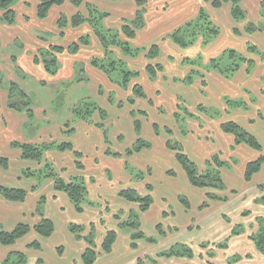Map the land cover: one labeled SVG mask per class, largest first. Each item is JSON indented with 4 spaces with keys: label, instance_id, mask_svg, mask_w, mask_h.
Returning <instances> with one entry per match:
<instances>
[{
    "label": "crops",
    "instance_id": "obj_1",
    "mask_svg": "<svg viewBox=\"0 0 264 264\" xmlns=\"http://www.w3.org/2000/svg\"><path fill=\"white\" fill-rule=\"evenodd\" d=\"M145 1H147L148 3H154L150 4L149 7L148 3L146 4V12L144 16L145 26L143 29L137 32L135 39L129 40L128 42L134 48H149L153 44H159L161 52L157 61H159L162 55V50H170L167 52V55L173 57L168 60L172 64V59H174L175 57L174 50H177V48L174 46L177 45L174 44L170 39H166L164 41L162 40V42L164 43H159L158 41L152 42L155 39L153 38L154 35L157 34L159 35L158 37H161L164 34H171L173 31L195 20L199 16L202 8H204L210 14L213 21L219 27H225V31H228L229 35L234 38V40L239 37V39H241V43L233 41L232 45H234V47L236 48L238 47L237 49H240L242 53L246 52L247 56L255 61V65L251 69L250 73L248 72V65L244 64L238 72H236L229 78L222 76L218 72L209 71L207 77L209 80L205 78L207 80L206 88L201 86L203 79L200 77L202 75L200 74V72H197L198 75L195 78L196 84L193 83V85H188L186 83H180L179 81H185L184 79H186V76L190 73H187L188 71L184 73L182 70H186L189 68V65H185L187 63L184 59L188 60L191 58L196 61L204 53V55L209 58L207 59V62H209L212 59L217 58L225 50V48L224 50H218L219 48L217 47L220 43H218L216 46V42H218V40H221L220 38H222L223 31H221L219 37L215 39L217 40L216 42L214 40L209 45H204L200 40L195 45L191 46L194 48L192 56H187L186 58L182 57L184 59H182L179 64L181 71H179L178 69L176 72L172 70L173 74L171 76V79L179 82L176 83V86H182H174L173 90L175 91L171 94V97L172 99H175L176 104H179L180 99L181 101H184L183 97L187 98L191 97L190 95L201 94L205 96V98L214 97L215 99H217L218 103L222 105L223 111H225V113L230 116V118L227 120L217 121L216 124H218V126H216L214 123V118L205 114L204 115L208 117L206 119L197 114H194L195 116L192 118H184L181 116L180 119L176 120L175 113L176 111H179L177 110V108H174V111H172V113L176 120V124L181 121L187 122L190 130H186L188 126H183L182 129L177 127L179 133L181 134L180 142L173 141L174 138L172 140L170 139V141L173 142V145L174 143H178L179 145H181L185 154L196 162L200 171H204L206 169L207 162L215 155H219L223 161L229 162L230 167L223 169L227 170L226 172H222L225 183V191L229 188H232V190H234L235 192L236 188L233 183L239 184V180L240 182H243L247 164L249 162L257 160L262 154L264 155V60H262L257 55L248 54L249 43L258 46L259 49L261 47L263 48L261 44L253 42L250 38V36L256 34L257 32L253 34H247L245 32V26L248 20L238 24V26L240 27L236 25V22L232 18L230 4L224 5L221 9L216 10L212 7V0L210 2H207L206 0ZM263 1L264 0L242 1V8L247 14V19H249L248 17L250 16L251 12V15L254 16L256 20H264V18L261 16ZM86 3H93L94 5L99 7V9L109 14V17L105 19L103 24L104 27L112 30L116 29L121 31L124 25V21L133 20L139 10L137 0H85L84 4L79 8H75L69 0H66L63 6L53 7L45 20H39L37 17L38 0H21L14 7L17 15L16 23L14 25L9 26L0 20V41L2 47V49L0 48V51H6L7 48L12 49L11 52L7 53L6 51L5 54L0 55V71L4 75V80L6 78L10 82H17L29 94L34 93L33 88L31 87L34 85L38 86V84L39 86L41 85V88H45L48 90V92L41 93L42 96L45 97L43 99L36 93V97H39L41 100H43V102L40 103L39 106L37 105L34 107L36 118L35 122H42V127L37 129V131H31L26 129V126L30 124L27 115L25 113H20L9 108L8 88H3V86L0 88V157L7 158L10 161V165L7 170H0V185L8 188L23 189L28 193V196L24 202H10L5 200L0 194V231L12 232L20 224L28 225L32 229L27 236L20 239L12 246H3L0 244V264H4L8 257L15 253H24L28 259L27 264H37L39 260H42L45 264H79L84 252L88 248V244L84 240V238L88 237L90 234L94 235L93 238L95 247L99 252V257L95 264H147L148 262H151V258L156 260L158 263L160 261L159 264H209L207 262L196 261L193 258H162L160 257V255L171 250L177 245H187L193 249L194 246L192 237H194V232H199L201 229V226L199 225L202 219V217H200L201 211H203L202 216L206 218L203 225L207 230L213 231L216 224H218L221 228L225 226V221L227 222L226 217L228 212L225 211L223 213H218L215 216L213 209L220 207L223 204L226 205L228 202H209L207 200V193L210 192L209 190L198 189L190 184L185 171L176 160V153L173 151H169L168 149L167 144L169 142V137L167 133V135L164 136V130L167 131V128L163 129L159 124L150 120L151 122L149 124L152 130L151 135L148 138H144L141 135L143 131L142 120H144V118H149V114L153 111L162 113L164 112V110H162V106L160 104L153 103V105H151L149 104L148 100L135 98L133 96L134 85L132 86L131 84L129 90H124L117 84L113 83L104 72L92 66V59L99 58L102 60L106 57V52L99 39L93 34L88 25H84L77 29L68 27L64 31V35L62 37L60 36L62 31L58 28V21L61 15H66L67 17L71 18L78 11L85 12ZM2 15L3 12H0V17ZM155 19H157L158 21H155ZM251 22L254 23V21ZM235 28H240L239 30L242 33L240 35H236ZM47 32H50L51 35H54L56 39H52L47 35L44 36V34H46ZM86 34L90 35L91 37V43L89 44V46L82 47L80 52L76 55L69 54L67 50L63 54L58 55L60 68L56 75L52 76L47 73L42 61H35V57L39 56L37 54H40L42 50L50 48L52 44H57L64 48H68V46L72 42L78 40L80 36ZM164 36H162L161 38L163 39ZM39 37L42 39H40ZM43 38L45 40H43ZM261 39L264 40V35ZM17 41L21 43L25 48H14ZM28 42L32 44H25ZM145 45H148V47H144ZM212 45L213 47H209ZM162 46H165V49H162ZM16 47H19V45H17ZM210 52L215 54H213V56L208 55V53ZM262 52L264 51L262 50ZM113 55L117 58L123 59L127 63V65L130 64L131 68L133 67L132 69H138V71L140 72V77L138 79L140 80L143 77H145L144 79L146 80L148 77V80H150L151 83H156L158 82L159 76L164 75L166 78L168 76L166 75L168 74V72L166 73L164 69L162 72L158 73L157 77L154 80H151L146 70L150 61L145 54H141V56L134 59L125 56L119 49H114ZM14 57L16 58L17 66L22 68L27 76L33 75L36 77L37 80L35 83L29 81L22 84L21 79L16 75L15 72L16 65L13 63ZM77 62H81L84 64L88 81L78 83L75 85V87L91 83V86L89 87L92 89L93 93L96 96H107V100L109 102L110 97H113L115 99V101L110 102L111 104L109 103L110 106L116 105L120 107L119 104L123 103V106L125 107L128 104V114H130L133 118V122L131 124H133L132 128L135 133L136 141L140 137L148 142L151 146V148L145 149L141 153L134 155H140L142 153L155 154L156 152L163 154V157L168 162H171L170 166H173L172 169L170 167L165 170L166 174L170 176L169 173L173 172V176L170 177H174L175 179L178 177V175L183 176V180H186L185 182L187 183V185L185 183L186 186L184 187L188 186L187 188L189 190H192L193 192L198 194L199 200L198 204H195V206L192 205L188 197L178 196V201L182 203V206L184 208L183 210L188 216L187 218H185L182 224L177 222L178 220L176 221L175 212H172L170 206L168 205V197L166 193L162 192V196L158 199L160 200V204L162 205L160 210H158L157 217L159 218L157 219V221L159 222L154 225V228L156 229L152 234L153 236L146 235L144 230H142L143 224L141 221V230L146 237L144 239L138 240L137 242H133L132 238L134 232L130 229H121L119 225H121V223L125 222L129 218L128 215L130 212L138 211V206L123 200L119 196L121 190H117V195L119 198H121L119 200V203L122 204V206H110L107 202L108 198L106 199L105 196H103L104 194L102 191H98V183L95 180V177H98L97 171H100L99 176H102L104 178V182L106 184L112 183L109 180V175L107 174L109 170L108 167L101 166V169L98 170V164L96 162L97 159H94L93 168H90V170L87 171L88 165L82 164L83 169L80 170L77 166L78 162L80 161L76 159L74 153H71L70 151H67V153H59L60 151L56 149L49 150L43 159V163L38 164L36 162L23 160L21 151L19 149L13 148L12 145L14 143H25L32 145H58V142L53 140L54 137H57V135L59 134L60 136L58 137L71 135L68 136L71 140V137H73L76 133V128H74V126L77 127L78 125H83V123L85 124V126H88L85 131L87 134L91 133V130L96 131L100 129L91 127L86 121L81 120V122L76 123L73 114H67L66 118H64L65 121L57 126L58 132H55L53 130V118L56 117V115L54 113L48 112V109L53 102L54 92L56 91V88L58 86L57 84L70 81L76 77L75 64ZM199 63L200 62H197V64ZM23 65L28 66L22 67ZM179 76L180 78H177ZM215 82H217V87L213 86V83ZM139 84L143 86L148 99L153 102L150 93H148L147 91L148 89L146 88V84ZM181 88H183V90ZM214 88L220 91L224 90V92L218 94L216 98L215 94L217 93H213ZM113 92L119 93L117 100L113 96ZM155 93L157 94V96H160L162 90H159L157 88L154 90V94ZM85 98L86 97L76 98L74 100V105H76L77 103V105H81L82 103L86 102ZM129 99H134L135 105H131L129 103ZM227 99L231 101H242L248 105V109H231L226 103ZM144 100L150 105V107H153V109H151L147 105L146 109H139L138 106L140 105V102ZM71 102L72 100L69 101V103ZM200 105L204 104L201 103L198 106ZM209 105L211 104L209 103ZM98 106L106 111L104 109V107L106 106ZM139 112L144 113L143 115H139ZM95 115H99L100 117L96 125L103 124L104 126H106L105 122H107L108 114H106V118L104 120H102L99 112L95 113L93 117ZM196 116H198V118H196ZM136 121H140L141 123L140 136H138L135 131ZM226 121L237 122L240 126L254 135L263 147L262 153H259L246 145L235 146L234 136L225 134L221 130L222 123ZM67 122L74 125L71 127V129L74 130L71 134H66L69 131L65 126ZM36 124V127L39 126ZM155 125L159 127V135H157L154 130ZM214 128H216V131ZM213 131H215V135L213 134ZM108 135L109 132L106 129V132H103V140H106L105 137L108 138ZM121 138L123 139V135L119 136V140H121ZM66 143H71L75 151L83 154L78 150V148H76V146H74L71 141H68ZM108 151L110 150H108L106 146L101 151L103 160L118 158V163L120 164L119 169L127 174L129 180L133 181L134 176L132 175L133 177L130 178L129 175L130 158H127L125 154H122L120 152L114 153L110 151L111 154L109 155L107 154ZM239 158L243 160H240ZM46 164H51L55 172L65 182H71L74 179L82 180L87 187L88 194L93 191L94 200L97 201L91 200V203H89V205L85 204L83 212L78 213L69 196L64 192H59L56 190L54 181L52 179H45L43 173V176H39V172L44 170ZM174 167L176 168V171L174 170ZM28 170L36 172V177L30 179L26 178L24 173ZM145 173L147 174V176L152 177L153 170L151 169V167H149L148 170L143 171L142 174L146 175ZM260 177L264 183V168H262L261 171L254 176V178L252 179L253 181L247 183L244 180V182L248 186L256 182L260 183V181H255ZM227 182H229L230 185H227ZM93 183L94 187L92 186ZM146 183L147 185H150L152 187V208L153 206H155L154 193L156 191V188L152 183H148V181H146ZM257 183L256 185L259 189V185L261 184ZM95 187L96 190L94 189ZM260 192L261 191L259 190V193L255 194V199L253 201L256 202L259 206H262L260 208L261 211L260 209L250 211L251 214L247 216L248 220H250V223L248 224L256 223L260 218L264 219V204L262 205V203L259 202V200L264 195L263 187L262 192ZM182 200H185L188 205L183 203ZM96 202H101V204H104V207L100 205V207H102L104 210L98 208ZM207 202L209 204L208 208L201 210V206ZM39 210L41 211L44 218L49 219L54 223L55 232L50 238L42 237L34 231V227L42 220ZM192 211H196L199 215L190 216L188 213ZM215 211H218V208ZM89 213H91V217L87 216V220L82 219L83 216H86ZM143 214H140V217ZM219 219H221L224 223L219 224ZM162 221L169 222L168 224H164V222ZM72 226L83 228V233H73L71 231ZM254 226L256 225L254 224ZM158 227H160V232ZM109 230H117L118 239L112 252L110 254H105L101 251V246L103 244L106 233ZM219 232L221 237H225L223 232ZM219 232L215 231L212 234L216 233L215 235H217L219 234ZM146 238H154L156 239V242L150 243L146 240ZM183 238H185L186 240H183ZM37 242L41 247L40 250L31 247L32 244ZM249 242L252 241L250 240ZM133 244H136V247H133ZM163 244H165V246H168L170 244V246L166 250L159 251L158 247ZM48 249L52 250V253H54V260L56 258V261L49 260L48 256L46 255V250ZM254 249L256 250L254 252L255 262L257 261V264H264V254L259 253L255 245Z\"/></svg>",
    "mask_w": 264,
    "mask_h": 264
},
{
    "label": "trees",
    "instance_id": "obj_2",
    "mask_svg": "<svg viewBox=\"0 0 264 264\" xmlns=\"http://www.w3.org/2000/svg\"><path fill=\"white\" fill-rule=\"evenodd\" d=\"M21 0H0V12H3V16L0 17V20L12 26L16 23L17 15L14 9L15 5ZM71 4L75 8L81 7L85 0H69ZM210 2L211 0H206ZM243 0H212V7L216 10L221 9L224 5H231V14L233 20L240 24L244 21H247V14L242 8ZM66 0H38L37 6V17L39 20H45L50 10L55 6H63ZM146 3L145 0H137V5L139 6V10L136 14V17L131 21H124V25L120 30H112L104 27L103 22L105 19L109 17V14L102 11L94 5L93 3L85 4V12L78 11L71 18L66 15H61L58 21V28L62 31L61 37L64 35V31L68 27H72L74 29L80 28L84 25H88L92 30L93 34L99 39L103 48L106 52V57L104 59L93 58L92 66L104 72L109 79L117 84L119 87L124 90H129L132 82L140 77V72L135 69H130L127 63L121 59L117 58L113 55L114 49H119L125 56L130 58H138L141 54H146V57L150 61L147 66V74L149 75L151 80H154L159 72L164 70L162 63L158 62V57L160 55V46L159 44H153L149 48H134L128 42L129 40L135 39L137 32L145 26V12H146ZM261 16L264 18V1L262 3V12ZM261 29L257 27V25L251 21H248L245 26V32L247 34H253L259 32ZM221 33L220 27L213 21L210 14L202 8L199 16L187 23L185 26L173 31L168 37H164L162 40L170 39L174 44L179 46L182 49H188L191 46L195 45L198 41H202L204 45H209L212 43L217 37H219ZM235 34L240 35L241 32L238 28H235ZM124 37V38H123ZM40 38V37H39ZM42 39V38H40ZM90 35H82L78 38V40L72 42L68 48H64L57 44H52L50 48L46 49V52L40 53L38 57L35 58L36 62L42 61L44 67L50 75L54 76L57 74L60 65L58 60V55L63 54L66 50L71 55H76L80 52L82 47L89 46L91 43ZM43 40H45L43 38ZM17 41L15 45H18ZM248 52L253 55L259 56L262 60H264V52H262L258 46L249 43L248 44ZM2 53L0 52V55ZM225 58L232 60V63L228 65L225 69H222L220 62ZM190 60H186V63L189 64ZM13 63L15 66L16 75L20 79H26V73L22 68L17 66L16 58H13ZM244 64L248 65V72L250 73L251 69L255 65V61L251 58H247L245 56L239 55L236 51H226L222 54V56L212 59L210 61V69L211 71L218 72L222 76L229 78L233 76L236 72H238ZM75 71L77 78L75 80L69 82H63L64 85L68 84L69 86L73 84H78L81 82H87L88 78L85 73V66L81 62H77L75 64ZM192 72V73H191ZM184 79V83L192 84L197 77L200 71L192 70ZM198 72V73H197ZM201 74V72H200ZM195 75V76H194ZM204 78V75L200 76ZM4 83V75L0 71V88ZM207 84L206 79L202 80V85L205 87ZM133 96L139 99L148 100L149 104L153 105V102L148 99L145 90L142 85L135 84L133 86ZM110 102L115 101L113 97H110ZM181 101V100H180ZM179 101L177 104V110L175 113L176 120L180 119V117L184 118H192L195 115L190 113L189 108L186 106L184 101ZM129 103L131 105H135L134 99H129ZM227 105L229 108H243L248 109V105L244 102L240 101H231L227 99ZM8 106L9 108L20 112L25 113L29 119L30 124L26 126L28 130H35V113H34V100L32 94H29L25 91L24 88L21 87L17 82H10L8 86ZM120 107L123 106V103L119 104ZM199 112L207 113L208 110L204 108V106H198ZM74 118H78L79 120L90 122L95 113L99 112L102 120L106 118V111L101 109L97 104L94 103H82L81 105H77L71 109ZM144 112H139V115H143ZM213 117V116H212ZM261 117V115H260ZM66 128L69 130L66 134L73 133V129H71V123L67 122L65 124ZM154 130L157 135H159V127L157 125L154 126ZM221 130L225 134H230L235 138V146L246 145L251 149L262 153L263 147L259 140L252 135L249 131L240 126L237 122L234 121H226L222 123ZM135 131L138 136H140L141 132V123L140 121L135 122ZM169 135H172V131L167 130ZM107 139V137H105ZM14 149H19L22 154V159L27 161L36 162L38 164L43 163V159L46 153L51 149H56L60 152L70 151L74 153L76 159H80L82 154L78 151H75L73 145L71 143H64L62 145L52 144V145H32L25 143H14ZM169 150L176 153V160L180 164V166L185 171L190 184L198 189H206L210 192L207 193V200L210 202H223L226 203L229 201L227 196L223 195H215L211 191H225V183L223 179L222 170L229 168L230 163L223 161L219 155L213 156L208 162L207 167L204 171H200L198 165L195 161H193L188 155L185 154L183 147L178 143H174L169 141L167 144ZM151 148L150 144L139 137L136 145L127 151V155L131 156L134 154H139L145 149ZM107 154H111L110 151ZM115 156V155H114ZM10 161L7 158L0 157V170H7L9 168ZM80 170L83 169L82 163L78 162L77 164ZM264 168V155L262 154L257 160L249 162L246 166L244 173V180L249 183L252 181L254 176L258 174L261 169ZM45 169L48 171L39 172V176H43L45 179H52L54 181V185L57 191L66 193L71 201L73 202L75 209L78 213H82L84 210L86 196L88 195V190L85 183L82 180L74 179L71 182H65L54 170L51 164H46ZM43 173V174H42ZM173 176V172L169 173ZM26 178H34L36 177V172L32 170H28L24 173ZM147 189L149 192H152V187L147 185ZM264 189V188H263ZM0 194L2 197L10 202H24L28 196V193L23 189L17 188H8L0 185ZM119 196L128 203L135 204L138 206V211L130 212L129 218L125 223H121L119 227L122 229H130L134 232L133 242H137L138 240L144 239L146 236L141 230V217L140 214L146 213L150 210L153 204V197L151 195L141 196L135 189H124L121 190ZM183 203L187 204L185 200H182ZM260 203L264 204V195L259 200ZM188 205V204H187ZM209 204L204 203L201 206V210L208 208ZM40 216L42 220L39 224L34 227V231L37 232L42 237L50 238L55 232L54 223L44 218L41 211L39 210ZM246 215H248L246 213ZM259 223H261L259 225ZM242 228V227H241ZM239 230H235V234H242ZM160 232V227H158ZM31 227L25 224L18 225L12 232L0 231V244L3 246H12L20 239L27 236ZM71 231L76 234L83 233V228L78 226H72ZM260 233H257V232ZM255 232L253 236H251V240L255 243L257 250L259 253L264 254V221L262 218L258 221V230ZM94 235L90 234L88 237H85L84 240L88 244V248L84 252L81 264H95L99 257V252L97 251L94 243ZM83 238V237H80ZM118 232L117 230H109L106 233L103 244L101 246V251L105 254H110L117 242ZM146 240L150 243L156 242L154 238H146ZM205 246V245H203ZM31 247L40 250L39 243H34ZM133 247H136V244H133ZM218 248L224 249L226 248V244L218 245ZM210 257H215L214 251L210 252ZM160 257L167 258H192L193 253L191 249L185 245H177L173 247L171 250L162 253ZM27 256L24 253H15L8 257V259L4 262V264H27ZM37 264H45L42 260H39Z\"/></svg>",
    "mask_w": 264,
    "mask_h": 264
},
{
    "label": "rangeland",
    "instance_id": "obj_3",
    "mask_svg": "<svg viewBox=\"0 0 264 264\" xmlns=\"http://www.w3.org/2000/svg\"><path fill=\"white\" fill-rule=\"evenodd\" d=\"M148 3V2H147ZM146 3V4H147ZM150 4H154L152 2L148 3V7L150 6ZM153 13V12H151ZM3 16V15H2ZM248 21H254L255 24H257V27L259 29H261L259 32H257L256 34L250 36L251 40L255 43H259L261 44V46H263L264 48V40H262L261 38L264 35V20H256L254 18V16L251 15L250 12V16L248 17ZM155 21H158L157 19H155ZM236 25L238 26V24L236 23ZM240 27V26H238ZM221 31H223L222 34V38H220L221 40H218V42H216L217 40H215L216 42V46L218 43L219 46L217 48H219L218 50L222 49L225 50L221 53V55H219L218 57L222 56V54L226 51L232 50V51H236L239 53V55L241 56H245L247 58H249L247 56L246 52L240 51V49H237L236 47H234V45H232L233 41H237L238 43H241V39H239V37L234 40V38H232L229 35L228 31H225V27H221ZM240 29V28H239ZM240 31V30H239ZM263 32V33H261ZM155 33V32H154ZM242 33V32H241ZM34 34V32H33ZM47 35L49 37H51L52 39H56V37L54 35H51L50 32H47L46 34H44V36ZM165 35V36H164ZM162 36L167 37L168 34H164ZM159 35H154L153 38L154 41L152 42H159V43H164L162 42V36L158 37ZM161 38V39H160ZM263 41V42H262ZM214 42V43H215ZM25 44H29L31 45L32 43L28 42ZM19 47H16L17 45L14 46V48H20L24 49L25 47L19 43L18 44ZM214 45V44H213ZM209 46V47H213ZM260 46V47H261ZM144 47H148V45H145ZM177 48V50H174V59H172V64L168 61L170 58H173L171 56L167 55V52L170 50H166L163 51L162 50V55L159 59L160 63L162 62V65L165 69V72L168 74L167 78L164 75L159 76L158 82L154 83L150 80L147 79L145 80L143 78L140 79H136L132 82V86L135 84H139V83H143L146 84V88L148 89V93H150L152 99H153V103L154 104H160L162 106V110H164V112L160 113L158 111H153L151 112L150 110V114H149V118H144V120H142V125H143V131H142V136L144 138H148L151 135V127H150V122H156L157 124H159L163 129L167 128V130H172V135H169L167 133L166 130H164V136L168 134V140L170 141V139L175 142H180L181 139V134L178 131V128L187 127L186 130H190V127L188 125L187 122L181 121L178 122L176 124V120L174 118V115L172 113V111H174V108H177V104L175 99L171 97V94L175 91L174 86L175 87H182V86H176V83H184V81H174L173 79H171L173 71L175 72L177 71V69L179 71H181V68L179 66L180 61L184 58L191 57L192 53L194 52V48L191 47L188 50L185 49H181L180 47L174 46ZM0 48L1 47V41H0ZM236 48V49H235ZM262 47L260 49H262L264 51ZM162 49H165V46H162ZM11 48H7V53L11 52ZM261 50V51H262ZM6 51L1 50L0 52L2 54H5ZM46 52L45 50H42V52ZM213 54L215 53H208V55L213 56ZM248 54H250L248 52ZM37 55H40L39 53ZM146 55V54H145ZM183 55V56H181ZM216 56V55H215ZM38 57V56H36ZM35 57V58H36ZM184 57V58H182ZM217 57V58H218ZM207 59H209L206 55H203L198 58L196 61H194L193 59H189L190 63L189 64H185V65H189L188 69H182L184 73H186V71H188L187 73L191 72L192 70H198L201 72L202 75H204L205 77L202 79H205L208 77V73L209 71H211L210 67V61L207 62ZM186 61V59H184ZM141 61V60H140ZM158 61V62H159ZM197 62H200L199 64H197ZM232 63V60H229L228 58H225L223 61L220 62L222 69H225L228 65H230ZM171 65V67H170ZM28 65H23L22 67H27ZM130 69L131 65H128ZM140 68V67H138ZM138 70V69H137ZM36 71V70H35ZM192 73V72H191ZM27 76V75H26ZM195 76V75H194ZM77 78V75L74 79L75 80ZM177 78H180L177 77ZM36 77L35 76H27L26 79H21L22 84H24L25 82H36ZM70 80V81H72ZM207 80H209L207 78ZM206 80V81H207ZM69 82V81H67ZM196 80H194V84ZM209 82V81H208ZM189 84V85H193ZM217 82L213 83V86L217 87ZM10 84V81L8 79L5 78L4 83H3V88H8ZM91 83L85 84L83 86H78L75 87L76 84H73L71 86H69L68 84L64 85L63 83H59L57 84V88L56 91L54 92V99L53 102L51 103V106L48 109V112L50 113H54L56 115V117L53 118L54 123H53V130L55 132H58L57 126L59 124H62L66 118V115H72V111L71 109H73V107L77 106L74 105L75 104V99L76 98H80V97H86V102L84 103H94V104H98V105H102V106H106L104 107V109L107 111L108 117H107V122L106 126L102 125H96V123H98V120L100 119L99 115H95L94 117H92V121L87 122L89 123V125L93 128H100L99 130H91V133L87 134L85 131L87 129L88 126H85V124L83 123V125H78L77 127H75L73 124H71L72 126H74V128H76V133L74 134L73 137H71L72 139L70 140L71 135H65V137L57 135V137H54L53 140L58 142V145H62L68 141H71L74 146H76V148H78L79 151H81L83 154L81 156V158L79 159V161L82 164H87V171L90 170V168H93V160L97 159V164H98V170L101 169V166L104 167H108L109 170L107 172V174L109 175V180L112 182L110 184H106L104 182V178L102 176H99V172L98 173V177H95L96 182L98 183L97 187L99 188L98 191H102L103 192V196H105V198L107 199V202L109 203L110 206L113 207H121L122 204L119 203V200L121 198L118 197L117 195V190H124V189H134L139 193V195L141 196H145V195H151L152 192H149L148 189L146 188L147 183L146 181H148V183H152L154 185V187L156 188V191L154 193V199H155V206H153L149 211H147L146 213H144L141 217V221L143 224V228L142 230H144V232L146 233L147 236H153V232L155 231L156 228H154L155 224H157V219L159 217L158 216V210H160V208L162 207V205L160 204V200H158L163 193H166L167 197H168V205L170 206V209L172 212H175V219L177 222H179L180 224L183 223V221L185 220V218H187L188 216L186 215V213L184 212V208L182 206V203L178 201V196H185L188 197V199L191 201L192 205L195 206V204H198V200H199V196L197 193L193 192L192 190H189L187 187H184L187 185V183L185 182L186 180H183V176L178 175V177L175 179L174 177H170L166 174L165 170L170 168H173V166L171 165V162H168L164 157L163 154L156 152L155 154H147V153H142L140 155H131L128 156L127 155V151L132 149L137 141H136V137H135V133L133 130V124H131L133 122V118L130 114H128V104L127 106H123V107H118V106H110V102L107 100V96L105 97H99L96 96L92 89L89 87ZM37 85L32 86L31 88H33V92L32 96H33V100H34V107L35 106H39L40 103L43 102V100H41L39 97L37 98L36 93L38 94V96H41L42 99L45 98L42 96L41 93H45L48 92L47 89L45 88H41L38 84ZM55 86V85H54ZM202 87H204L203 85H201ZM212 86V87H213ZM53 87V86H51ZM184 87V86H183ZM50 88V86H49ZM159 89L162 90V93L160 96H157V94H154V90L155 89ZM206 88V86H205ZM183 90V88H181ZM224 92V90L220 91L216 88H214L213 93H217L215 94L216 98L217 95ZM226 93V92H225ZM113 96L116 98H118L119 93L118 92H113L112 93ZM183 96V95H182ZM191 97H183V100L186 102V106L189 108L190 113L191 114H197L203 118H208L205 115H209V116H213L214 120H215V125L218 126V124H216L217 121L220 120H227L230 118V116L225 113V111H223L222 109V105H220V103H218V100L215 99L214 97H206L201 95V94H197V95H190ZM71 103H69V101H71ZM181 100V99H180ZM179 100V101H180ZM187 100V101H186ZM223 101V100H221ZM110 103V104H109ZM203 103L204 108L208 109V114L207 113H203V112H199L198 110V105ZM209 103L211 105H209ZM146 105L150 107V105L144 100L142 102H140V105L138 106L139 109L143 110L146 109ZM207 105V106H206ZM101 106V107H102ZM112 107V108H109ZM208 107V108H207ZM212 107V108H210ZM151 109H153V107H150ZM232 109V108H231ZM176 111V110H175ZM205 114V115H204ZM229 116V117H228ZM196 118H198V116H196ZM76 123L81 122V120H79L78 118H74ZM151 120V121H150ZM37 123V124H36ZM36 125H39L37 127H35L36 131L37 129H39L40 127H42V122H35ZM95 124V125H94ZM44 126V124H43ZM178 127V128H177ZM109 132L108 138L106 140H103V132L105 131ZM216 131V128H214ZM185 130V131H186ZM215 131H213V134L215 135ZM167 133V134H166ZM35 134V132H34ZM123 135V139L121 138V140H119V136ZM106 141V142H104ZM107 147L108 150L117 153L120 152L122 154H125L127 158H130L129 160V171H130V178L134 176V180H129L127 174L124 173V171L119 169V159L114 158V159H104L101 156V151L103 150L104 147ZM169 149V148H168ZM171 151V150H169ZM59 153H64V152H59ZM67 153V151H66ZM72 153V152H71ZM240 160H243L241 158H239ZM78 160V159H77ZM82 160V161H81ZM151 167V169L153 170V175L152 177H149L143 173V171L148 170V168ZM174 170L176 171V168L174 167ZM44 171L45 173H47L48 171L45 169L44 167ZM227 170H222V172H226ZM106 174V173H105ZM133 175V176H132ZM113 176V177H111ZM228 180V178H227ZM239 180V179H237ZM253 181V180H252ZM255 181H260V183L257 184H261L259 185V189L256 185V183H252L251 185H247L244 180L241 183L239 180V184L238 183H233V185L236 188V191L234 192V190H232V188H229L228 190L224 191H213L215 192V195H223V196H227L229 201L228 203L225 205L223 204L218 208H214V214L216 216V214L218 213H223V212H228L226 220L225 221V226H223L222 228L216 224L215 228L213 229V231L211 230H207L205 228L204 221L206 220L205 217L202 216V212L200 213V217H202L201 222L199 223V225L201 226V229L199 232H194V237H192V241H193V249L189 246L192 253H193V259L196 261H201V262H207L209 264H257V261L255 262V249H254V245L255 243L250 239L251 236H253L255 234V232H257V225H258V221L256 223H250V220H248L247 216H249V214H251L250 211H255L257 209H260L262 206H259L256 202H254L253 200L255 199V194L259 193V190L262 192V187L264 188V183L263 180L260 178L256 179ZM254 181V182H255ZM186 183V185H185ZM245 183V184H244ZM144 185V186H142ZM227 185H230L229 182H227ZM94 187V183L92 185ZM96 190V187L94 188ZM248 191V192H247ZM264 191V189H263ZM260 192V193H261ZM96 194V193H95ZM152 196V195H151ZM97 201L94 200V192L92 191L90 194H88L86 196V205H89V203H91L90 201ZM122 201V200H121ZM218 202V201H217ZM98 205V208H101L102 210H104L102 207H104V204H101V202H96ZM214 203V201H213ZM100 205H102V207H100ZM263 205V204H262ZM261 211V209H260ZM246 213L248 215H246ZM258 213V212H257ZM190 216H198L199 214L196 211H192L190 213H188ZM259 214V213H258ZM130 215V213H129ZM128 215V216H129ZM91 217V213L87 214L86 216H83L82 219H88L86 217ZM126 216V215H125ZM264 221V219H262ZM127 221V220H126ZM164 222V224H168L169 221H162ZM125 223V222H124ZM219 224H223L224 222L219 219L218 220ZM254 224L256 226H254ZM261 223H259L260 225ZM250 225V226H248ZM239 227L241 228L240 232L242 234H235V230L238 229ZM223 232L225 237H221L220 236V232L219 234L215 235L212 234L213 232ZM257 233H260L259 231ZM253 242H249L250 240ZM171 240V239H170ZM182 240V239H181ZM183 240H186L185 238H183ZM206 242V243H205ZM198 243V244H197ZM226 244V248L224 249H220L218 248V245L220 244ZM197 244V245H196ZM254 244V245H253ZM205 245V246H203ZM170 246V244L168 246H165V244L161 245L160 247H158L159 251H163L166 250L168 247ZM256 246V245H255ZM257 249V248H256ZM214 251L215 257H210L209 254L210 252ZM258 251V250H257ZM259 252V251H258ZM46 255L48 256L49 260L51 261H56V258L54 260V253H52V250H46ZM159 258V257H158ZM162 258H167V257H162ZM150 259V258H148ZM158 260V259H157ZM252 261V262H251ZM264 262V260H263ZM138 263V262H137ZM160 263V261H159ZM156 260L151 258V262H148L147 264H159ZM79 264H81V262H79Z\"/></svg>",
    "mask_w": 264,
    "mask_h": 264
}]
</instances>
